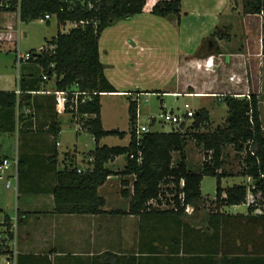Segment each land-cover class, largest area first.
I'll return each instance as SVG.
<instances>
[{"label": "crops", "instance_id": "0c3cea01", "mask_svg": "<svg viewBox=\"0 0 264 264\" xmlns=\"http://www.w3.org/2000/svg\"><path fill=\"white\" fill-rule=\"evenodd\" d=\"M158 1L146 0L143 13L106 27L100 35L99 59L104 65L105 78L116 90L100 97L103 129L118 130L116 125L107 123L103 117L102 97L137 99L139 109L143 98L154 96L160 102L161 113H167V97L177 100L192 98L200 102L211 99L208 104L213 105L224 104L226 96L246 98L253 92L260 103L264 92L262 16L244 14L243 5L233 6V0H180L182 15L176 27L173 20L149 13ZM5 14L8 13L0 14V22H3ZM217 30L225 36L222 39L215 37L213 42L206 44L203 56L196 57L203 40ZM0 42L16 41L11 33L5 32L0 34ZM216 48L218 53H215ZM14 50L12 62L16 73L6 71L0 76L2 92L15 93L17 88L21 91L32 88L34 80L43 76L40 65L35 62H27L17 68L14 65ZM207 60L212 64L206 65ZM52 84V80H42L40 91L27 92L32 99L29 109L18 108L24 94L17 96L14 123L11 116L0 112V156H17L21 163L16 191L7 188L0 180V222L5 215H19L18 264H149V259H155L157 252L168 253L170 257L172 232L177 234L178 221L188 224L183 220L185 213L179 218H164L55 212L52 195L56 185L55 173L72 164L85 168L87 155L94 148L87 153H79L77 137L85 131L69 114H64L71 117L70 122L75 123L77 131L71 149H62L64 115L55 113L52 95L42 93L52 89ZM136 92L139 94L134 95ZM220 98L223 101L219 102ZM201 108L207 109L205 106ZM169 112L174 110L170 108ZM161 113H157L158 116ZM208 113L212 122L210 109ZM139 116L140 109L137 121ZM147 118L151 122L144 125L150 132L175 130L162 119L157 123L155 115ZM55 122L59 124L56 139L51 128ZM165 124L169 127L166 128ZM14 135L11 150L9 144ZM109 137L101 139L99 144L114 147L103 144ZM118 158L106 167L114 172L122 171L126 161L121 169H111ZM12 174L13 168L7 171L8 177ZM129 177L111 175L98 189L105 200L102 210H128L130 197L125 198L127 205L123 208L117 206L121 201L119 198L108 206V197L113 191L118 193L121 189L130 188L132 182L125 186ZM10 202H13L12 209L8 206Z\"/></svg>", "mask_w": 264, "mask_h": 264}, {"label": "trees", "instance_id": "16d2710c", "mask_svg": "<svg viewBox=\"0 0 264 264\" xmlns=\"http://www.w3.org/2000/svg\"><path fill=\"white\" fill-rule=\"evenodd\" d=\"M145 3L146 0H102L100 7L95 10H87L76 5L68 10L67 5L61 0H21L18 16L21 23L38 21L45 15H54L58 28L67 24L73 25L66 33L58 31L51 40H45L41 55L31 58L29 62L40 65L47 80L53 81L54 89L68 91L69 97L74 91L87 93L86 101L79 103L75 111L68 109L67 113L93 138L95 147L87 155V159L92 158L93 161L91 164L88 163L91 165L90 169L78 172L79 168L72 164L55 173L56 185L52 190L55 212L179 218L188 207L195 208L200 202H204L200 190L203 178L215 177L213 202L216 212L209 213L208 227L201 231L178 221L177 234L174 232L175 235L172 236V255L167 258L178 263L183 260L181 257L185 256L177 255L183 252L184 255H189L188 262L216 264L211 262V259L219 253L225 264H264V128L256 94L251 92L246 98L226 96L225 121L212 131L208 130L211 122L208 111L199 109L187 126L182 124L178 130L167 133L148 132L138 139L136 137L138 101L129 100L128 145L108 147L99 144L104 137L115 136L123 139L126 135L119 130L106 131L101 124L100 97L102 94L115 93L116 90L104 75V65L99 59V38L106 27L143 13ZM263 11L264 0H245L243 4L244 14L262 16L261 46L264 55ZM149 13L171 19L178 27L182 15L181 1L160 0L152 5ZM224 36L222 32L215 31L203 40L195 56L202 57L207 43L213 42L215 37L222 39ZM218 52L219 49L216 48L215 53ZM41 79L34 80L32 88L22 91L24 96L18 104L19 109L31 107V95L27 92L40 91ZM15 108L16 94L0 91V112L5 116L6 114L11 116L12 123L16 117ZM1 125L2 121L0 127ZM58 125V122H55L51 126L54 139L59 133ZM201 129L205 131L201 132ZM189 141L194 142L204 153V161L196 169L190 168L187 164L186 148ZM227 146H231L237 154H244V157L240 155L241 171L236 175L251 179L252 185L236 184L226 188L221 186L223 178L233 176L230 171L224 169V152ZM139 151L141 160L138 162ZM131 154L134 155L133 158H130ZM173 154L177 155L176 158ZM122 155L126 157V165L122 171L114 172L106 167L109 162ZM20 172L19 162L18 177ZM111 175L133 177L127 211L102 210L105 200L99 195L98 189ZM125 183L127 185L126 181ZM121 193L123 197L128 196L124 190ZM180 196L182 198H179ZM153 203L168 205L170 208L153 209ZM245 204H247L245 215L230 216L218 212L221 207ZM257 209L260 212L253 214L252 212ZM17 216L19 224V215ZM9 218L5 215L2 224L8 225ZM180 242L184 251L183 248L179 249ZM193 251H197L198 256H193L196 254L192 253ZM199 252H204L205 255H200ZM204 256L206 257L203 258ZM188 262L187 264H193Z\"/></svg>", "mask_w": 264, "mask_h": 264}, {"label": "rangeland", "instance_id": "374dc122", "mask_svg": "<svg viewBox=\"0 0 264 264\" xmlns=\"http://www.w3.org/2000/svg\"><path fill=\"white\" fill-rule=\"evenodd\" d=\"M245 0H233V6H241L243 5ZM73 25L67 24L65 27L58 28L56 20L52 19L49 24L47 23H41L37 20L29 22V23H20L18 16L16 13H8L4 15L3 22H0V34H5V32H9L13 35L14 41L16 42H0V76H3L2 74L7 71V73H16V68L13 66V50L15 47H18V49L21 52H27L31 50H37L40 46L44 44L45 40H51L53 37L56 36L57 32L60 31L61 33H66L70 28H72ZM211 60V59H210ZM10 71V72H9ZM2 78V77H1ZM0 78V81L2 79ZM1 87V86H0ZM161 94V93H159ZM102 106H103V117L106 120L107 123H111V125H116L119 131L125 132V138L119 139L118 137H109L105 139L103 144H107L109 146H126L128 141V131H129V116H128V105L129 100L125 97H102ZM166 101V108H167V114H169L170 108L174 110V112H177V109H183L184 104L189 105V109L194 110L196 113L199 109H202L201 106L207 107V109L211 111V117L212 122H210V126L208 130L212 131L217 126H220L225 121L226 117V106L222 103H215V104H208L209 102H212V100L208 99L205 100V102H200L198 99H184L179 98L173 99V98H165ZM223 101L221 98L219 99V102ZM173 103L172 105H170ZM177 108V109H176ZM139 109L141 111V116H139V119L137 121L138 125H144L145 123L150 124L151 121L148 120L147 116L155 115L156 116V122L159 123L160 119L158 117L160 111V102L158 98L149 96L148 98H143L139 103ZM138 109V110H139ZM205 109V110H207ZM207 110V111H208ZM259 112H260V119L262 122V127L264 128V92L262 93V98H260L259 103ZM158 113V114H157ZM167 118L164 117V121H166ZM71 117L68 115H64L62 117V135H61V141H62V149L67 150L71 149V147L74 145L75 141V135L77 131V126L75 123L70 122ZM163 120V119H162ZM192 119H188L185 123V125H189L191 123ZM16 122V120H15ZM166 128L169 127L168 124H165ZM148 127V126H147ZM155 127V126H154ZM170 127L175 128V130H178V127L174 126L173 124H170ZM157 129V128H154ZM153 129V130H154ZM16 131L17 129V123H16ZM205 131L204 129H201V132ZM14 138L10 140V149H13L14 144ZM78 139V150L83 151L87 153L89 150L93 149L95 147L93 138L91 135L87 132H81L80 135L77 137ZM225 157H224V169L227 171H230L233 176L229 178H224L221 181V186L223 188L231 187L236 184H243L246 186L252 185L253 181L247 177H241L237 176L236 174L241 171V164L242 161L240 157H244V154H237L231 146H227L225 149ZM241 155V156H240ZM177 155L174 157L176 158ZM13 157V156H11ZM125 155L119 156L117 159L114 168L111 167V169H121L122 164L126 161ZM186 158H187V164L190 168L196 169L198 166L202 164L204 161V153L203 151L195 145L194 142L189 141L187 148H186ZM133 181V177H129V179L126 180L128 186L130 182ZM5 184V183H4ZM215 188H216V178L205 176L203 180L201 181L200 190H201V196L202 199L205 200L204 202H200L197 207H188V209L185 212V215L183 217V220L186 221L189 225L192 227H195L199 230H205L208 227V215L211 212H216V207L214 204L215 199ZM13 189V188H11ZM122 190L120 192H111L109 193L108 197V206L113 203V201L116 200V198H119L121 201L120 203H117V206L120 208L125 207V204L127 201L125 198H129L132 188H125L124 191L127 193V197L122 196ZM105 193V190H104ZM163 202V201H162ZM116 203V202H115ZM9 209L13 208V202L8 203ZM116 206V207H117ZM159 209V210H167L170 207L168 205L159 204L156 205L153 203V209ZM219 214L221 215H245L247 213V204L246 205H240L237 206V208L234 207H221L218 210ZM260 212L259 209L254 210L253 214H258ZM2 215L0 214V217ZM220 227V226H219ZM211 233L210 231H208ZM175 233L172 232L171 236H174ZM180 235V234H179ZM180 240L182 242V239L180 237ZM180 242L179 249L182 250L183 245ZM159 248V247H158ZM160 249V248H159ZM184 251V248H183ZM192 253H196L193 256H198L197 251H193ZM192 253L190 255H192ZM200 255H205L204 252H199ZM156 258L149 259V264H187V260H189V255H184L183 252L179 253L177 256H185L181 257L183 260L178 263L176 261H169L167 258L166 253H156ZM204 256L203 258H205ZM188 258V259H187ZM145 259L143 258L142 261ZM215 262L216 264H225L221 260V257L218 254L214 255L211 259V262ZM193 264H198L197 262L191 261ZM188 262V263H191Z\"/></svg>", "mask_w": 264, "mask_h": 264}, {"label": "built area", "instance_id": "2783aa9c", "mask_svg": "<svg viewBox=\"0 0 264 264\" xmlns=\"http://www.w3.org/2000/svg\"><path fill=\"white\" fill-rule=\"evenodd\" d=\"M64 4L67 5V9L69 10L73 6L84 7L87 10H95L100 7L102 0H61ZM21 7V0H0V14L2 13H16L19 16ZM52 19L55 20V16L53 15H45L40 18L38 21L41 23L50 22ZM52 49V46L50 47ZM44 50V46H40L37 50L32 52H21L18 48L14 50V65L18 68L20 65L25 64L30 61L31 58H36L40 56ZM206 61V65L212 64V61ZM42 80L46 81L47 76L43 75ZM22 91L17 88L15 90L16 96L20 95ZM42 93H46L52 95L54 97V111L57 115L68 114L67 110L75 111L76 107L79 103H83L87 99V93L74 91L70 93L64 90H56L54 88L47 89L42 91ZM18 102V99H17ZM189 105L185 104L183 109H177V112H169L161 113L158 117L159 119L167 118L166 121L169 124H173L176 127H180L182 124H185L188 119H192L195 115L194 110L189 109ZM70 115V114H69ZM71 116V115H70ZM149 128L145 125H136V137L140 138L143 134L148 133ZM134 155H130V158H133ZM137 161L141 160L140 151L137 152ZM87 166L83 169L79 168L78 172L90 169L91 165L88 163H92L93 159L88 158ZM18 163L19 159L17 156L14 158H7L4 156H0V180L5 182V186L7 188H13L15 191L17 190V182H18ZM13 168L12 176H7V171ZM182 185V184H181ZM253 188V187H251ZM179 198H182L180 196ZM18 236H19V224H18V216L15 213L13 216L9 218L8 225L2 224L0 222V264H18L19 258V250H18Z\"/></svg>", "mask_w": 264, "mask_h": 264}]
</instances>
